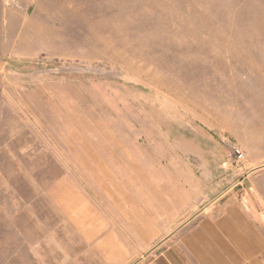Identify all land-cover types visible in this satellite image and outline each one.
Segmentation results:
<instances>
[{"label": "rangeland", "instance_id": "rangeland-1", "mask_svg": "<svg viewBox=\"0 0 264 264\" xmlns=\"http://www.w3.org/2000/svg\"><path fill=\"white\" fill-rule=\"evenodd\" d=\"M235 204L264 222V0H0V264H131Z\"/></svg>", "mask_w": 264, "mask_h": 264}, {"label": "crops", "instance_id": "crops-1", "mask_svg": "<svg viewBox=\"0 0 264 264\" xmlns=\"http://www.w3.org/2000/svg\"><path fill=\"white\" fill-rule=\"evenodd\" d=\"M258 209L205 207L173 225L163 242L131 264H264V222Z\"/></svg>", "mask_w": 264, "mask_h": 264}]
</instances>
